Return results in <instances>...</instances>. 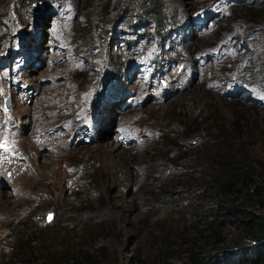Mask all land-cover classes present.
<instances>
[{"label": "rangeland", "instance_id": "obj_1", "mask_svg": "<svg viewBox=\"0 0 264 264\" xmlns=\"http://www.w3.org/2000/svg\"><path fill=\"white\" fill-rule=\"evenodd\" d=\"M216 138L264 170V0H0V264H183Z\"/></svg>", "mask_w": 264, "mask_h": 264}, {"label": "trees", "instance_id": "obj_2", "mask_svg": "<svg viewBox=\"0 0 264 264\" xmlns=\"http://www.w3.org/2000/svg\"><path fill=\"white\" fill-rule=\"evenodd\" d=\"M215 141L206 158L214 211L206 220L203 238L185 240L190 246L183 264H264V170L242 158L231 142ZM228 217L236 223L233 234L225 231ZM83 247L71 249L64 263L53 259L49 264H97L98 256Z\"/></svg>", "mask_w": 264, "mask_h": 264}, {"label": "bare ground", "instance_id": "obj_3", "mask_svg": "<svg viewBox=\"0 0 264 264\" xmlns=\"http://www.w3.org/2000/svg\"><path fill=\"white\" fill-rule=\"evenodd\" d=\"M23 79H25V78H23ZM26 80V79H25ZM107 125V124H106ZM115 132V131H114ZM119 134V133H118ZM129 137V136H128ZM115 143H109V142H105V143H102V145L104 146L105 145V147L106 148H108L109 149V152L111 153V148L113 149V148H115V147H117V145L115 146V147H113V145H114ZM118 150V149H117ZM2 198V197H1ZM3 200V199H2Z\"/></svg>", "mask_w": 264, "mask_h": 264}, {"label": "snow or ice", "instance_id": "obj_4", "mask_svg": "<svg viewBox=\"0 0 264 264\" xmlns=\"http://www.w3.org/2000/svg\"><path fill=\"white\" fill-rule=\"evenodd\" d=\"M0 146H2V145H0ZM51 218H52V217H51V215H50V216H49V220H51Z\"/></svg>", "mask_w": 264, "mask_h": 264}]
</instances>
